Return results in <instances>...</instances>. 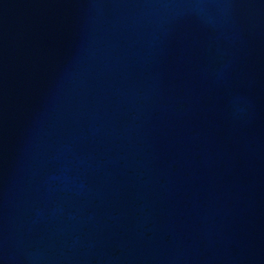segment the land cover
<instances>
[{
    "label": "water",
    "instance_id": "95a60500",
    "mask_svg": "<svg viewBox=\"0 0 264 264\" xmlns=\"http://www.w3.org/2000/svg\"><path fill=\"white\" fill-rule=\"evenodd\" d=\"M0 264H264V0H0Z\"/></svg>",
    "mask_w": 264,
    "mask_h": 264
}]
</instances>
